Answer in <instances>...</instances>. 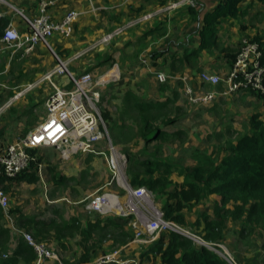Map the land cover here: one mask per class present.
<instances>
[{"label":"crops","instance_id":"obj_1","mask_svg":"<svg viewBox=\"0 0 264 264\" xmlns=\"http://www.w3.org/2000/svg\"><path fill=\"white\" fill-rule=\"evenodd\" d=\"M176 1L177 0H58L56 5L50 10L54 20L61 21L67 13L74 10L80 12L81 16L74 24L71 37L65 38L60 34H55L50 39L49 46L53 51L55 48L59 55L64 56L66 59H70L78 51L86 50L92 44L98 42L103 36L113 32L116 28L123 26L128 21L151 15L148 20L122 33L116 37L112 43L103 46V49L107 47L105 54H103L104 64H108L109 69L107 74L112 77V84L108 86L110 91L108 90L107 99L120 97L123 94V99L126 100L128 93H132L135 96L134 102L141 100L152 104H163L177 97L176 106L181 108V114L179 115L181 116L180 122L169 130L171 132L183 130L186 132L185 136H187V130L181 125L184 124L185 119L187 120L193 108L203 109L202 107L206 106L191 105V109L183 107L184 102L181 104L179 101V99L183 98V95L180 93L181 91L176 90V84L179 87L184 86L182 79H187L193 85H197L200 82V85L197 87L202 89L204 85L201 83L199 76L203 71H210L211 74L215 75L218 73L220 76L225 77L231 71L234 63L228 58L227 52H221V50H233L238 53L241 49L240 44L247 38L251 40L258 37L264 45V27L260 28L249 22V19L253 22L258 16V14H255L256 7H254L258 0L255 2L254 0H247L243 8H247L248 6H250V8L245 17L241 19H227L221 24L219 33L220 47L218 46L217 50L214 49L212 51L204 50L199 52L198 55H195L192 53L200 48L202 43L200 31L204 25V18L220 0H197L196 7L194 8L182 7L175 10H168V6ZM38 15V0H0V21H6L8 23L6 28L11 26L17 29L21 35H26L28 32L27 19H34ZM3 21L1 23H3ZM1 37L2 32L0 31V80L3 82L6 81L9 84H6V86L9 88L10 84H12V88H10L8 95L15 94V91L19 87L25 88L29 83L35 82L44 74L43 71L45 72L47 69L49 70L52 68V56L45 50L46 47H49L48 45L40 44L32 47L31 50L21 56L23 57L25 54H28L27 57L25 59H20L19 55L13 56L12 53H10V49H7L1 42ZM50 43H52L53 46ZM187 55H189V57H187L186 60L185 58ZM87 59L89 60L88 63L85 64L88 67L87 69H94L97 67L98 60L94 58ZM112 59L116 60L114 65L110 63ZM143 61H146V63ZM73 71L79 73L78 69H73ZM159 74H165L168 78L167 81H160L158 79ZM10 77L12 78L11 83ZM122 78L127 80V82H132V86L129 87V82L127 84H121ZM207 87L215 88L209 85ZM221 87H223V85L218 87V89ZM3 91L4 90L0 91V101L2 100L1 95ZM243 93L245 94L247 92H241L235 95L240 96L243 95ZM48 95L49 92L44 100V106ZM235 95L231 96V98L235 97ZM245 95L257 96L251 92ZM17 96L18 94L14 96L18 101H16L15 104L13 103L14 106H12L11 110L12 114L10 115L9 108V112L7 116H5L6 118L2 120L3 122H0V152L4 151L10 143H13L18 138H24L31 130L41 124V121L37 118H33L31 122L26 119L24 130L22 131L23 134L18 135L17 133L18 136H13L14 133L19 131L20 124H17L18 121L27 117L30 114V108H38L37 105L40 103L38 102V98L34 95V99H30L29 96L22 97V95L20 96L22 98ZM228 98L230 97L220 96L214 102V105L217 108L222 100ZM246 103L247 100L244 101V104ZM257 113L260 114L261 119L264 120L262 114L259 112L248 115L243 128L246 129L245 133L250 131V117ZM240 125L239 123H234V120H231L229 124H227V128L231 129V131L237 130L238 132V130H240ZM12 131H14V133ZM238 133H240V131ZM10 140L12 141L10 142ZM235 142L236 141L232 143ZM226 147L227 146L222 148ZM178 148L176 153L171 154L169 157L172 163L178 167L175 172H178L180 180H176L175 183L181 184L184 181L185 175H180L182 168L187 169L188 167H192L201 157L196 158L191 155L194 164L183 166L181 164L186 160L184 156L189 157L190 154L186 155L185 152H183V156L181 157L179 151H186L185 145ZM102 149L104 150V148ZM42 150H49V148ZM202 153L205 154L204 152ZM221 156H223V153L217 158ZM60 159L62 162L68 164V172L74 171L76 174L81 173V175H92L96 173L95 170L100 168L98 160L100 159L103 162L106 160L100 156L82 154L74 156L71 160H64L61 157ZM44 168L45 166L43 165L40 173V182L43 183L44 179L42 173ZM76 174L70 177L74 178ZM63 175L64 174H59L57 172L56 167L54 169V177L57 178L56 183H53L52 178L49 179V187L44 183L43 190L48 193L54 188L61 187L66 179L65 175ZM15 188L16 187H13V189L6 193L8 197L10 196V192ZM50 192L47 196L50 195ZM53 193L51 195H53ZM211 197H215V203L218 199L221 200L218 195H212L209 198L212 199ZM220 200L216 203V206H220ZM204 201H207V199ZM49 202L52 205H56L59 201ZM199 205L195 208L193 213L189 214V218L193 223L197 221V218H193L191 215L197 210L198 212H206L210 217L212 215L210 212H213L216 208V206L211 207L209 205L200 208ZM70 211L72 212L70 213ZM62 213L61 210L58 211L56 209L49 212L44 209H23L20 206L11 207L10 205L8 214L6 215L4 212V217L2 219L3 227L10 232V240L6 246L7 251L4 252V254H9L10 259H15L16 261L14 264H35V260H27V256L19 253L20 245L24 243V240L23 238L14 236L11 226L15 224L25 232L36 234L39 227L35 226L33 221H44L48 223L55 222L59 224V227H64L65 224L67 226H75L72 233L63 232L59 236L55 230H48V232L45 233L47 242L52 247V250L58 253L60 260L48 261L45 264H68V262H72L73 258H80L85 250L84 247L81 246V242L83 241L82 231L88 230V228L94 229L91 244H93L94 240L101 242L97 251L91 253L93 258L92 261L102 257L118 246L117 248L121 250V257L125 260H135L137 264H160L158 258L144 256L145 251L153 244L145 245L135 241L136 228L134 224L136 220L132 219L127 223L130 227L128 229L129 236L127 240L111 247L112 240L102 237L105 231L101 232V229L106 228V226L107 229H112V227L116 225L114 226L113 224L108 227L106 217L91 215L87 210V206L81 207L79 211L69 209L67 210V214ZM126 217L129 218L131 216L127 215ZM211 219L213 220V218ZM114 221L118 223L119 228L123 226V219H114ZM202 227L201 230H203ZM132 232H134V236L132 235L133 237L131 236ZM8 259L3 260L1 264H4ZM10 264H13V262H10ZM251 264H258V262L254 261L251 262Z\"/></svg>","mask_w":264,"mask_h":264},{"label":"rangeland","instance_id":"obj_2","mask_svg":"<svg viewBox=\"0 0 264 264\" xmlns=\"http://www.w3.org/2000/svg\"><path fill=\"white\" fill-rule=\"evenodd\" d=\"M255 1L257 0H254V2ZM254 7H256L255 14H258V16L255 20H253V22H251V19H249V22L262 28L264 27V5L258 1ZM258 12L260 13V15ZM246 40H250V39L247 38ZM103 46L104 45L90 52H86V50L78 51L72 57L73 62L70 63L71 70L73 71V69H78L79 73H76L78 75L84 74L86 72H90L93 75L95 82H101V81L104 82V80H108L106 74L108 72L109 66L108 64L107 65L104 64V58H103L104 56L103 54H105L107 47H104L103 49ZM45 50L49 53L50 56H52L53 59V63L51 66L52 68L57 64L55 52L57 53V55L60 57L61 60L63 61L68 60L64 58V56L59 55L55 48H54L55 52L50 47H46ZM10 53H12V50H10ZM79 54H82V56L78 57ZM15 55H19L20 59H25L28 54H25V56L23 57H21L22 54H15ZM87 58H94L98 60L97 67H95L94 69L89 68L90 70L87 69L88 67L85 65L89 61ZM115 62H116L115 59H112L110 61V63L113 65ZM49 70L47 69L45 72L43 71V73L45 74ZM209 72L210 71H208V73ZM216 75L220 76L218 73H216ZM220 77L222 79H225L227 75L225 77L223 76ZM3 79H8V78H3ZM11 79L12 78L10 77V83L12 82ZM128 82H129V87L132 86V82L130 81ZM128 82L127 80H124L122 78L121 84L122 83L127 84ZM6 84H8L6 81L3 82L0 80V91L4 90L1 95L2 100L0 101V108H2V112L0 113V122L6 118L5 116H7V113L9 112V108H10V115L12 114L11 113L12 106H14L16 101H18V99L16 100L14 98L16 94L24 92L22 97L29 96L30 99H34L33 97L34 95L38 98V102H40L37 105L38 108L35 109H32V107L30 108L31 109L29 110L30 116L28 115L29 116V117L27 116L28 118L25 117L24 119L18 121L17 124H20L19 131L16 133L12 131L14 133L13 136L16 137L18 135L23 134L22 131L24 130L26 119L29 122H31L33 118H37L41 122L44 120V117L46 116L44 100L48 92L49 93L51 92L52 88L48 83L42 85L39 88H35L32 91H27V92L25 91L27 86L25 88L19 87L15 91L16 92L15 94L8 95L10 88H12L11 87L12 84H10V88L6 86ZM30 84L32 83H29L28 85ZM110 84L112 83L109 84L104 83V86L101 85L96 87L101 92V103L99 107H100L101 116L103 118V122L105 124L106 131L112 143L114 144V146L117 147L118 150H120L127 157V163L124 166V168H122V172L125 175L126 182H128V184L130 185L132 184L128 174L129 168L133 166L136 171H138L139 173H143L147 169V167H145L142 164L150 163L157 165L159 167V172L155 174V178L157 179L160 178L162 180L168 178L170 181H172V183L168 184L166 187V189L170 188L171 190L173 189L175 181L180 180V176L178 172H175L176 170L175 168H173L171 173L169 174L167 168L164 166V163L165 162L172 163V160L169 156L173 153L175 154L178 147L180 148L185 145L186 148V151H179V155L181 157L183 156V152H185L186 155L190 154L189 157L184 156L186 160L184 161V163L181 164L183 166H190L194 164V162L192 161L193 160L192 156L197 158L203 155H208L212 158H217L221 154L220 148L228 146L230 143L236 141L240 135L246 132V129L243 128L248 115H251L255 112H259L262 114V117L264 119V96L262 95L247 96L245 94L250 93L247 92L245 94L243 93V95L240 96L235 95V97L232 98L230 97L228 99L222 100L217 108L214 105L215 103L208 105L206 107H202L203 109L193 108L190 111L191 113L189 114L187 120L185 119L184 124L181 125L187 130L188 132L187 136H184L181 139H174L168 142H164V141L155 142L154 144H151L148 148V146L145 144L143 140H141L140 137V127H141L140 110L139 107H136L135 105L137 104V102L142 103L144 101L138 100L137 102H134L128 100L125 102V99H123L124 98L123 94L120 97H116V98L112 97V99H107L108 90L110 91L108 86ZM199 85L200 82L195 86L197 87ZM183 89L184 86L179 87L176 84V90L181 91L180 93H182V95H183ZM214 89H218V87L204 88V90L206 91H213ZM183 98L179 99L181 104H183L182 102H184L183 107H187L191 109V105L186 101L185 96H183ZM10 100H13L11 102L14 103L11 106H10ZM245 100H247L246 104H244ZM124 107H126L125 110ZM106 112L110 114L109 119H106V117L104 116ZM153 116H156V113H154ZM161 117L162 116H160V118ZM161 120L156 122L158 123V126L163 125ZM231 120H234V123L241 124L239 126L240 130H238V132L240 131V133H238L237 130L231 131V129L227 128V124H229ZM11 141L12 140H10V142ZM102 148H104V150L105 148H108V142H102ZM200 150L205 154H203ZM39 155L43 159V163L45 166L42 175L44 179L43 181L44 183H46L47 187H49V183H48V181H50L49 179L54 177V169L56 167H57V172L59 174H64L66 177L63 185H61V187L59 188L52 189L51 192L49 191L50 195L48 196L47 194L49 192L47 191L48 193H46V191L43 190L44 189L43 182H40L39 184L36 185H22L20 187H16L14 190L10 192L9 208L11 205V207L20 206L23 209H28V208H36L39 210L44 209L45 211H49V212H51V210L56 209L58 211L61 210L64 214H67V210L69 209H74V211H79L81 207H86V206L88 207L97 198L108 196L112 198L113 197L117 198V201H119L120 205L123 208L122 212L117 211L115 208H110L109 211H107V214L102 215L97 211L94 210L89 211L87 209L89 213L91 215L106 217L107 219L110 220H114V219L119 220L120 218L121 219L127 218L124 214L131 212L130 206L132 205V203L135 202V200L131 197L130 192L127 191L122 185H119L116 182H112L113 174L110 172L107 166V161L105 160L106 159L105 157L100 156L105 158L104 159L105 161L103 162L100 159L98 160V164L100 168L98 170L97 169L95 170L96 173L92 175L91 174L81 175V173L76 174L74 171L68 172L69 171L68 164L61 161L60 153L54 148H49V150L41 149L39 150ZM64 172H68V173H64ZM186 172L187 170L185 168H182L180 175L182 176L186 174ZM75 174L76 177L74 178L70 177ZM163 187L164 186L161 184L158 189H161ZM52 193L53 195H51ZM153 195L155 197L153 201L159 207H161L162 198H160V196H163V194H160V196H158L157 194L153 193ZM211 198L212 199L209 198L207 199V201H204L205 203L202 202L199 205L200 208L206 207L207 205L211 207L216 206V203L220 199H218V201L215 203V199H214L215 197H211ZM48 200L51 202L52 201H59V202L56 205H52ZM71 212L72 211H70V213ZM132 214L134 215L133 220L137 221L138 216L134 213ZM210 214H212L210 216V219L213 218V220H217V218L225 216L220 212L219 207L217 206L213 212H210ZM205 215L208 214L202 211L198 212L197 210L191 216L193 218H197L198 221L199 218L203 219V216ZM224 219L226 220L225 217ZM188 220L189 222H191L190 218ZM144 222L145 220L143 219L142 222H138L137 226L140 230H144V225H143ZM122 224L123 226L121 228L114 225L115 227H112V229H108V232L105 234L107 236L106 239L112 240L111 247L116 246L118 243L127 240V237L129 236L128 229L130 227L127 224H125L124 220L122 221ZM241 227L242 225L239 223H234L229 220H226L225 225L223 226L225 239L220 244L206 241L203 237V230H201V226H199L198 228L196 227L192 228L189 225L188 226L180 225L181 228L180 234L187 236L188 238L193 240L194 244L198 247H202L205 244H208L209 246H212L211 244L221 245V247L223 248L221 249L220 247L222 254L224 256H227L228 258L229 257L232 258L233 261L237 264H251V262L254 261L258 262V264H264V245L262 239V237L264 236L263 231L251 229L245 233ZM30 234L33 235L32 233ZM144 236H148V233L145 232ZM46 243L49 245L48 242ZM49 247L52 249L50 245ZM117 247L118 246H116V248ZM112 250H110L109 252H111ZM1 255L2 254H0V256ZM90 262H92V260ZM69 264H83V263H81L78 258H73L72 263Z\"/></svg>","mask_w":264,"mask_h":264},{"label":"built area","instance_id":"obj_3","mask_svg":"<svg viewBox=\"0 0 264 264\" xmlns=\"http://www.w3.org/2000/svg\"><path fill=\"white\" fill-rule=\"evenodd\" d=\"M38 1L39 15L34 19H27L28 32L26 35H21L17 29L11 26L4 31L1 42L7 49L12 50L13 56L27 53L32 47L40 44L49 46V40L55 34H60L65 38L71 37L74 24L81 16L80 12L74 10L67 13L61 21H56L53 19L50 10L58 0ZM196 4L197 0H177L170 4L167 9L194 8ZM150 17L151 15H148L128 21L92 44L86 49V52L112 43L116 37ZM55 57L57 64L38 80L28 85L25 90L26 92L32 91L46 83L51 86L52 90L45 101L46 117L39 126L31 130L24 138H18L0 152V174L3 172L8 178H16L30 166L32 161L30 150L54 148L64 160H71L80 154L103 156L113 174L112 182L122 185L135 200L130 206L131 212L124 214L127 216L134 213L138 216L134 224L136 228L135 241L148 245L153 244L161 233L169 231L180 233V225L166 220L162 208L153 201L155 197L152 191L145 187L134 188L126 182L122 168L127 163V157L114 146L106 131L99 107L101 92L96 88L97 86H104V83H111L112 77L107 74L108 80L95 82L90 72L78 75L71 70L70 63L73 62V58L63 61L56 53ZM261 58L260 45L251 40H243L236 62L225 79L215 74L203 72L199 76L204 85L202 89L197 88L187 79H182L184 83L183 96L192 106H208L220 96L231 97L241 92L253 91L264 96V66L261 64ZM143 62L146 63V61ZM158 79L166 82L168 78L165 74H159ZM208 85L215 88L221 85L223 87L213 91L204 90ZM23 93H18L17 97L22 96ZM11 101L13 100H10V106L13 104ZM1 112L2 108H0ZM102 142H108V148L105 150L102 149ZM111 198L108 196L97 198L87 209L97 211L102 215L107 214V211L113 208ZM0 205L7 215L9 197L1 186ZM142 219L145 220L144 230L137 228L138 222H142ZM11 227L14 236L23 238L33 249L36 255L35 264H45L52 260L60 261L58 253L52 250L47 243L36 240L30 233L21 230L15 224H12ZM145 232L148 233V236H144ZM211 245L205 244L204 246L217 252L228 264H237L232 258L229 257V259L222 254L221 245ZM221 249L223 248L221 247ZM8 258L9 254H2L0 264ZM83 264H137V262L123 259L121 250L115 249L92 262Z\"/></svg>","mask_w":264,"mask_h":264},{"label":"trees","instance_id":"obj_4","mask_svg":"<svg viewBox=\"0 0 264 264\" xmlns=\"http://www.w3.org/2000/svg\"><path fill=\"white\" fill-rule=\"evenodd\" d=\"M246 1L220 0L206 14L204 25L200 31L202 37L201 46L192 54L198 55L199 52L204 50H217L221 24L227 19L245 17L250 8V6L243 8ZM258 1L264 5V0ZM2 21H0V31L3 37V32L6 30L8 23L6 21L1 23ZM251 41L260 45L262 50L261 64L264 66V45L258 37ZM221 52H227L228 58H230L232 63H235L240 51L237 53L233 50L225 49L221 50ZM187 57L189 55L186 56V60ZM250 92L257 96L262 95L253 91ZM134 97V94L128 93L125 102L128 100L134 101ZM176 102L177 97L163 104L147 102H137L135 104L140 110V137L147 146L155 142L181 139L186 135L183 130L174 132L169 130L180 122L181 108L176 106ZM125 109L126 107H124ZM154 113H156V116H153ZM109 115L108 112L104 114L106 119H109ZM160 116L162 117L160 118ZM157 120H161L163 125L158 126ZM249 124L250 131L248 133L240 135L235 143H230L226 148L221 149L223 156L219 158H212L208 155L201 156V159L195 165L186 169L187 172L184 175L183 183H175L173 189H166L167 185L172 183L168 178L164 180L155 178V174L159 172V167L150 163L142 164L147 167L143 173L136 171L133 166L129 168L128 174L131 186L134 188L145 187L158 196L163 194V196H160L162 198L161 208L165 213L166 220L181 226L189 225L192 228L202 227L203 225V237L208 242L220 244L224 241L223 226L226 220L241 224V228L245 233L253 229L262 230L264 234V120L261 119L260 114H255L250 117ZM29 152L32 156L30 166L16 178H8L3 172L0 174V186L5 193L13 189V187H19L22 184L36 185L40 182V173L44 165L43 159L39 155V150H30ZM164 166L169 174L173 168L178 169L176 165L171 163L165 162ZM52 181L56 183L57 178L53 177ZM161 184L164 187L158 189ZM212 195H218L221 198L220 206L217 207L225 216L212 220L209 215H205L203 219L199 218L194 223L189 222L188 214L193 213L201 202ZM3 217L4 210L0 205V254H4L7 251L6 246L10 240L9 230L2 225ZM132 219L133 216L123 220L127 224ZM33 223L39 227V230L32 236L42 242H47L45 233L48 230H55L59 236L63 232L72 233L75 229V226H67L66 224L64 227H59V224L55 222L33 221ZM106 223H108V227L113 224L118 226V223L114 220L107 219ZM93 231L94 229L91 228L82 231L83 241L81 246L85 250L84 254L78 258L81 263L90 262L93 259L91 253L96 252L100 247L99 244L101 242L97 240H94L93 244H91ZM103 231L105 232L102 237L106 239L107 226L101 229V232ZM133 234L134 232H132L131 236ZM262 239L264 245V236ZM19 253L27 256V260H35L34 262H36V255L33 249L25 241L20 245ZM144 256L158 258L160 264H228L214 250L205 246L198 247L187 236L173 231L161 233L153 245L145 251ZM15 261V259L9 258L4 264H10V262L14 264Z\"/></svg>","mask_w":264,"mask_h":264},{"label":"bare ground","instance_id":"obj_5","mask_svg":"<svg viewBox=\"0 0 264 264\" xmlns=\"http://www.w3.org/2000/svg\"><path fill=\"white\" fill-rule=\"evenodd\" d=\"M107 75V74H106ZM125 176V175H124ZM119 201H117V198H111V204L113 206V208H115L117 211H120L122 212L123 211V208L122 206L120 205V203H118ZM126 206V205H125Z\"/></svg>","mask_w":264,"mask_h":264}]
</instances>
